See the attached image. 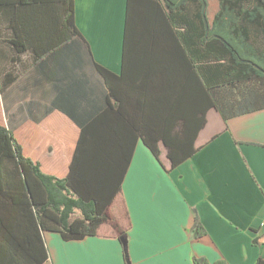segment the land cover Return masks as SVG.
I'll list each match as a JSON object with an SVG mask.
<instances>
[{
	"label": "crops",
	"instance_id": "1",
	"mask_svg": "<svg viewBox=\"0 0 264 264\" xmlns=\"http://www.w3.org/2000/svg\"><path fill=\"white\" fill-rule=\"evenodd\" d=\"M152 1L73 0L78 34L36 62L31 51L15 56L0 45V74L16 76L0 95V125L14 132L23 154L43 173L68 175L91 122L101 139L125 148L142 110L147 115L157 98L170 104L173 87H197L194 49L175 25L165 29V16ZM217 12V1L205 0V24ZM97 67L113 75V96ZM203 76L202 67L201 87ZM133 136L130 163L109 210L125 236L109 223L80 241L42 232L48 253L43 264H125L123 241L128 264L264 260V110L226 123L209 110L196 153L173 170L163 145L157 161ZM196 222L205 230L199 238L193 236Z\"/></svg>",
	"mask_w": 264,
	"mask_h": 264
},
{
	"label": "trees",
	"instance_id": "2",
	"mask_svg": "<svg viewBox=\"0 0 264 264\" xmlns=\"http://www.w3.org/2000/svg\"><path fill=\"white\" fill-rule=\"evenodd\" d=\"M216 1L218 12L209 25L204 20L205 0L152 1L165 16V29L171 31L175 25L176 34L194 49L190 56L191 63L199 59L198 82L196 88L173 87L170 104L164 106L157 98L147 115L142 110L125 148L101 139L96 121L91 122L78 140L68 175L49 176L40 163L23 154L14 132L0 125V264H43L48 253L42 232L57 233L65 242L80 241L97 236L109 223L120 238L125 236L124 229L109 220V210L130 163L134 132L157 161L163 145L173 170L196 153L194 142L209 110L225 123L264 110V0ZM73 10V0H0V45L15 56L31 51L36 62L78 34ZM197 19L202 20V29ZM97 70L113 96V75ZM15 77L0 74V95ZM204 235L196 222L193 236ZM124 245L123 241L128 264ZM193 264L208 262L194 258Z\"/></svg>",
	"mask_w": 264,
	"mask_h": 264
},
{
	"label": "built area",
	"instance_id": "3",
	"mask_svg": "<svg viewBox=\"0 0 264 264\" xmlns=\"http://www.w3.org/2000/svg\"><path fill=\"white\" fill-rule=\"evenodd\" d=\"M262 223L264 224V218H262Z\"/></svg>",
	"mask_w": 264,
	"mask_h": 264
},
{
	"label": "rangeland",
	"instance_id": "4",
	"mask_svg": "<svg viewBox=\"0 0 264 264\" xmlns=\"http://www.w3.org/2000/svg\"><path fill=\"white\" fill-rule=\"evenodd\" d=\"M208 12H210V5H209V9H208Z\"/></svg>",
	"mask_w": 264,
	"mask_h": 264
}]
</instances>
